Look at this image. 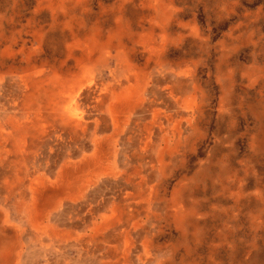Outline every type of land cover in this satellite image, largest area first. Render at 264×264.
Wrapping results in <instances>:
<instances>
[{
    "label": "rangeland",
    "instance_id": "obj_1",
    "mask_svg": "<svg viewBox=\"0 0 264 264\" xmlns=\"http://www.w3.org/2000/svg\"><path fill=\"white\" fill-rule=\"evenodd\" d=\"M120 62L153 84L158 77L178 119L172 148L151 171L163 184L155 193L163 218L145 264H264V0H0V108L53 97L59 78H93L98 88L78 94L98 97ZM151 86L144 97H160ZM6 171L0 160V186ZM10 185L0 194L18 221ZM29 238L0 233V253L17 243L13 264H37L48 247Z\"/></svg>",
    "mask_w": 264,
    "mask_h": 264
},
{
    "label": "bare ground",
    "instance_id": "obj_2",
    "mask_svg": "<svg viewBox=\"0 0 264 264\" xmlns=\"http://www.w3.org/2000/svg\"><path fill=\"white\" fill-rule=\"evenodd\" d=\"M32 68L47 77V69ZM118 69L115 83L101 86L98 97L78 94L86 86L98 88L93 78L89 85L59 78L53 97L11 98L1 105L0 160L7 171L0 191L11 184L20 198L16 221L8 196L0 194V233L10 230L19 243L30 236L46 245L37 264H135V258L145 264L159 248L152 245L163 218L155 193L163 184L151 171L160 169L168 131L179 134L177 114L165 110L158 77L150 93L160 97H144L150 73L131 62ZM133 82L143 92L139 97H132ZM15 244L2 246L0 264H13Z\"/></svg>",
    "mask_w": 264,
    "mask_h": 264
}]
</instances>
